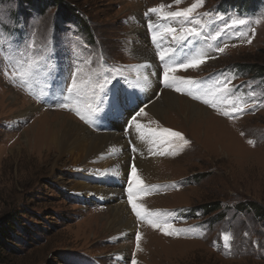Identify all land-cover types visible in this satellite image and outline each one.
I'll list each match as a JSON object with an SVG mask.
<instances>
[{
    "label": "rangeland",
    "instance_id": "374dc122",
    "mask_svg": "<svg viewBox=\"0 0 264 264\" xmlns=\"http://www.w3.org/2000/svg\"><path fill=\"white\" fill-rule=\"evenodd\" d=\"M195 2L0 0V264H264V0H204L193 14L201 20L203 34L171 43L168 26L176 27L179 35L183 27L200 25L162 17ZM71 5L75 11L66 14L63 9ZM161 5L160 12L144 15ZM149 19L153 21L151 31ZM231 19L246 23L218 39L211 38ZM83 21L93 27L91 35ZM153 34L158 40L162 37L165 46L171 43L178 49L181 44L182 49L202 50L211 57L175 74L197 81L189 86L193 90L210 89L219 97V109L192 99L186 88L184 93H174L204 105L209 113L203 120L190 122L181 109L169 110L166 116L154 113L149 106L157 97L149 98L133 82L141 54L149 51L160 70L159 85L168 89L162 83L163 65L156 55L159 49ZM225 44V51L218 53L217 45ZM17 61L24 71L37 62L24 82L14 68ZM77 67L82 70L77 83L85 91L79 99H67L63 90ZM108 73L115 79L106 85L109 97H103L93 89L97 77ZM225 87L234 92L227 99L221 97ZM7 90L20 94L26 106L10 103ZM113 95L119 97L120 107H109ZM228 100L242 109L239 115L221 114L222 110L235 111ZM64 102L82 112L92 104L96 113L86 123L74 110L61 108ZM141 107L147 115L137 119L146 129L168 128L190 142L185 145L169 138L161 151L148 153L157 176L144 183L151 191L138 200L172 224L175 234L171 236L134 213L140 225L135 232L111 230L106 207L125 203L131 208L128 181L120 187L122 196L102 199L79 186L103 185L97 175H87L68 162L67 156L54 170L39 147L35 153L31 151L34 139L42 133L44 113L49 112L51 119L55 113L50 112H62L96 133L108 132L113 123L131 143L138 135L129 116ZM162 107L167 109L163 103ZM30 126L24 137L23 131ZM135 147L131 145L130 152ZM178 229L185 231L175 232ZM226 232L233 237L230 247L222 239ZM137 233L141 234L139 247Z\"/></svg>",
    "mask_w": 264,
    "mask_h": 264
},
{
    "label": "bare ground",
    "instance_id": "6f19581e",
    "mask_svg": "<svg viewBox=\"0 0 264 264\" xmlns=\"http://www.w3.org/2000/svg\"><path fill=\"white\" fill-rule=\"evenodd\" d=\"M159 72L156 59L152 58L151 53L146 51L141 54V62L136 69V77L134 78L136 82L134 80L133 82L136 89L141 90L144 88L149 98L151 97L154 100L157 97V100L149 106L154 113L159 116H166L169 110L181 109L185 118L190 122L203 120L209 110L201 103L192 101L189 97L177 96L172 89H162L159 85ZM7 91L9 92V94H6L9 95L10 103L19 106L18 108L26 106L27 102L20 94L11 90ZM133 91L131 94H133ZM156 92L159 93V96ZM6 94L3 95L4 98L7 96ZM162 103L166 105L167 109L162 107ZM50 113H55V116L50 119L48 118L49 112L44 113L43 130L39 135L40 137L37 140L34 139L33 148H31L32 154L39 147L37 150L40 149L42 155L44 154L45 157L48 156V159H51L54 170L59 167V161L67 156L66 160L68 162L71 161L76 167L83 168L87 175H97L103 183L101 186L79 183L81 189L85 188L86 191L95 193L102 199L109 198L112 201L119 198L120 195L122 196L123 190L120 187L131 180V165L133 163L137 167V174L144 183H150L151 176H157L154 167L151 168V163L154 161L150 155L161 151L164 145H161L159 141L152 144L147 132H145L147 138H144L142 133L134 131L138 138L131 140L130 143L125 133L113 123L110 124L108 132L96 133L87 126L68 117L69 115L61 114L62 112ZM121 116L124 117V112L121 113ZM31 128L32 126L23 131L24 137H27L28 130ZM131 145H136V152H133V150L130 152ZM52 151L55 152L54 157L51 155L53 154ZM119 176L123 179H119ZM109 204L106 207L105 218L109 222L111 230L117 227L116 231H125L129 234L135 232L138 224L136 219L133 218L131 208L126 207L125 203L120 205Z\"/></svg>",
    "mask_w": 264,
    "mask_h": 264
},
{
    "label": "snow or ice",
    "instance_id": "6c2138e0",
    "mask_svg": "<svg viewBox=\"0 0 264 264\" xmlns=\"http://www.w3.org/2000/svg\"><path fill=\"white\" fill-rule=\"evenodd\" d=\"M177 4L181 2V0H175ZM204 4V0H196L195 3H193L190 7H187L182 10L177 11H169L166 16L162 17L164 20L172 19V20H179L183 19L188 24H194L200 25V27L196 26H186L179 30L180 34L177 35L178 29L173 26H168L166 28V32L170 34L169 41L175 40L177 42H183L187 41L189 39H195L196 37L201 36L202 33V27L200 19L194 18V13L196 10L200 7H202ZM164 8V5H161L159 8L153 7L148 9L147 12L144 13L145 16L151 17L153 14H156L160 12ZM204 16H211V13H204ZM246 23L243 19H231V22H224V26L221 28H217L215 30V34L213 39L220 38L226 31L233 29L239 25H244ZM148 28L151 31L153 29V21L149 19L148 21ZM152 40L154 43L157 44L158 51L156 53L159 61L162 63V83L164 87L168 89H172L176 91L177 93H184L185 89L187 88L188 91L186 92L187 95H189L192 99L201 101L205 105H209L213 108H218L220 105L218 104L219 97L216 96L215 93H212L210 89L203 88V90H193L189 88L190 85H193L197 83V81L189 78H185L183 76L176 75L179 70H187L189 68H196L199 65L203 64L206 59L211 58L207 54L203 53L202 50H195L194 52H187L183 54L182 56H177V49L175 46H172L171 43H169L168 46L163 45L162 40L163 38H159L157 35L153 34ZM251 43V40L248 41ZM33 47L32 44H29V49ZM227 47V44L224 46L217 45L216 51L218 53H223L225 51V48ZM37 66V62L33 61L29 64V70L24 71L23 66L20 65V62L17 61V64L14 65V68H16V71L19 75V79L21 82H24L28 77L32 74V69H34ZM82 70L77 67L73 71L71 77H70V83L65 89L63 90L64 93L67 94V99L72 98L75 96L76 98H80L82 92L85 91V89L81 88L77 83V76ZM16 75H13V80L15 81ZM111 79H115V76L113 73H108L106 76H98L96 79V87L93 89V92L99 91L103 94V97H109V91L110 89L106 88V85L109 83ZM103 80V83L100 81ZM199 92V94H197ZM229 95H234V92L228 88H223L221 92V97L223 99H227ZM211 97V98H209ZM94 100V98H93ZM105 100L101 99V103H104ZM121 103L118 96H114L109 102V107L116 108ZM228 103L231 105V107L235 110L234 112H230L227 110H222L221 114L223 116H232L234 114L239 115L242 111L241 108H237V105L235 102L228 100ZM61 108H66L69 111H75L76 114L79 116L81 120H84L86 123H89L92 121L94 114L96 113V109L92 107V104H88L86 111H83L77 107L75 109H72L69 107L68 102L61 103L59 105ZM246 106V102H245ZM147 112H145L144 108L141 107L139 110L134 111L130 114L129 119L131 121V127L135 129L137 133H143L147 132L149 139H151L152 144H156L158 141L161 145L170 143L169 138L178 139L183 142V144L187 145L190 142L179 132L173 131L168 128H162V129H153V128H145V125L143 123H140L137 119V117L146 116ZM131 130V129H130ZM154 138V139H153ZM250 144H254V141H249ZM133 151H135V148H133ZM163 154V153H161ZM138 170L135 166V163L131 165V180L128 183L127 187V199L131 206V211L134 213V215L139 218L141 221L147 222L151 227L160 229L164 232L166 235H173L175 234L173 231V226L170 222L166 221L164 218L160 217L159 213H154L150 209H148L144 204L139 203L138 200L141 197V194L151 191L150 187H146L144 184V181L141 179V177L137 174ZM155 187V186H152ZM185 231L183 229L175 230V232ZM248 234L245 233V236ZM141 239V234L137 233L136 235V241H137V247H139V241ZM224 246L230 247V241L233 239V237L228 234L227 232L223 234L222 236Z\"/></svg>",
    "mask_w": 264,
    "mask_h": 264
},
{
    "label": "trees",
    "instance_id": "16d2710c",
    "mask_svg": "<svg viewBox=\"0 0 264 264\" xmlns=\"http://www.w3.org/2000/svg\"><path fill=\"white\" fill-rule=\"evenodd\" d=\"M61 2V0H60ZM63 11L66 13V14H70L72 12L75 11V6L71 5V6H68V7H65V9H63ZM84 24H85V30L89 33V35H91L93 33V27H91L90 25H88L85 21H83ZM217 209V207H216ZM2 232L6 233V227H2ZM1 234V233H0ZM0 243H3V239H1V236H0ZM5 243V242H4Z\"/></svg>",
    "mask_w": 264,
    "mask_h": 264
}]
</instances>
